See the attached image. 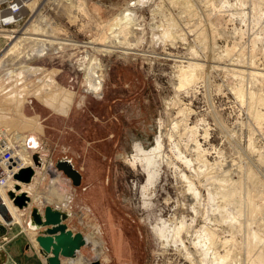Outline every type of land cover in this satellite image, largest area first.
Listing matches in <instances>:
<instances>
[{"label":"rangeland","instance_id":"rangeland-1","mask_svg":"<svg viewBox=\"0 0 264 264\" xmlns=\"http://www.w3.org/2000/svg\"><path fill=\"white\" fill-rule=\"evenodd\" d=\"M174 1L81 0V16L67 17L66 7L55 15L54 23L48 2L43 14L51 27L55 25L53 34L82 46L47 47L29 58L23 52L11 53L14 58L6 62L10 74L0 69V125L20 130L22 123L38 118L40 129L32 132L38 142L33 154L39 161L44 152L51 154L53 165L67 159L80 171L79 185L68 177L70 198L62 205L72 213L68 224L82 212V224H75L101 241L100 259L110 258L105 264H190L183 251L163 245L152 229L158 218L181 216L186 222L193 218L195 228L204 223L212 227L219 252L231 253L229 264L235 257L247 264L250 229L257 232L254 249L261 248L264 258V117L259 116L264 104L258 99L264 92V76L233 71L230 63L264 68V0ZM127 8L139 15L140 28L129 36L135 49L123 53L96 48L109 38L111 19ZM9 43L2 46L0 56ZM142 51L146 54H139ZM191 53L199 62L208 54L221 55L222 62L207 66L204 78L199 75L186 82L183 69ZM96 75L100 86L91 90L88 82ZM62 89L71 93L66 114L58 109L65 95ZM183 106L189 107L187 123L196 126L211 167L204 170L197 160L198 171H188L174 158V167H162L145 205L140 193L143 173L128 163L132 145L151 146L158 131L168 129ZM181 129L175 136L179 146L191 141ZM22 133L30 134L28 129ZM164 137L170 153L171 140ZM182 171L192 176L199 190L196 198L189 195ZM40 177L35 189L46 191L47 171ZM192 204L197 205L196 212ZM0 242L4 250L7 241ZM91 248L89 243L83 247L82 257L91 258ZM11 257L7 264L31 263Z\"/></svg>","mask_w":264,"mask_h":264},{"label":"bare ground","instance_id":"bare-ground-1","mask_svg":"<svg viewBox=\"0 0 264 264\" xmlns=\"http://www.w3.org/2000/svg\"><path fill=\"white\" fill-rule=\"evenodd\" d=\"M35 1L36 0H33L32 4L30 5L31 7L34 6ZM170 1L175 2L174 0H170ZM80 3L81 2H73V4H71L70 6H72L74 9L75 8L81 9ZM71 15L73 16V18H75L73 12H69L67 14L68 17H70ZM138 16L139 15L129 10L128 8L124 12L118 13V15L113 17V19H111V21L109 22L108 28L110 34H108L107 36L109 38L105 40L106 42L107 41L108 42L104 43L105 42L104 41L103 44H101L102 45L101 47L96 46V48L107 50L108 52L113 50H118L123 53H129L133 51L135 49V45L132 43L133 41L132 42L129 41L130 39L129 36L131 31H133V29L140 28L138 27L139 24L137 20ZM39 19L40 21L44 20V18H39ZM53 26L51 27V25L47 24L46 22L38 24L32 21L31 23H29L28 26L22 32V34H19L14 40L10 41L11 43H9V45L6 47L5 51L3 52V55L0 56V69L3 68L4 70L5 68L4 73L6 75L10 74L11 68H7L6 62L7 60L14 58V55L10 56L11 53H16V56H18L19 52H23L22 54L25 57L29 58L33 56V54L34 55L40 54V51H42L43 49L49 50L47 47L57 46L58 48H62L63 44H74L71 43L73 42L71 38L60 37L58 35L53 34L52 31L55 29ZM52 28L54 29L52 30ZM169 33L165 32L166 36H168ZM21 42L26 43L24 45L25 47L20 48ZM76 44H81V43H76ZM28 46L36 47L35 53L34 50L29 51ZM204 51L209 52L207 49H205ZM139 54H146V53L142 51L139 52ZM191 54L192 55H189L187 57L190 59H186V67L183 69L184 80L186 82H190V81L192 82L199 75L200 77L204 78L208 74L206 70L210 69V68L207 69V66H211V67L220 66V62H222L220 57L221 55L219 57H216L212 54H208L206 55L205 58H203L205 60L204 62H199L196 60L198 59V57H196L197 54L195 53H191ZM230 64L233 65L231 66L234 69L233 71H237L240 73L248 71V73H251L253 75L264 76L263 67H257L251 63H248L247 65L242 64L240 66V64L233 63V61ZM201 65L202 67H200ZM237 67H241V68L238 69ZM200 68H202V70ZM203 68L205 70H203ZM95 70L94 72H97ZM96 77L97 79L88 82L89 83L88 88H90L91 90L97 89L100 86V80L98 75H96ZM258 99L264 104V92L259 94ZM188 108L183 106L181 108V113H184V116L182 117V115H180L181 113L179 114L177 112V114L171 118L169 122V128L167 127L168 129H164V130L160 129L158 131L151 146L144 147L138 142H134L132 145L133 151L131 152V155L128 159V163L132 168H139L140 171L143 173L144 182L141 185L140 193L142 196L143 204L145 205L147 204L148 196H150L154 186L156 185L155 184L156 181L159 179L161 170H163L162 167L164 165L174 167L176 162V161L174 162V158L177 159V161L179 160L186 167L188 171H192V170L198 171L199 166H194V162L197 160L201 161L202 165L204 166V170H206L208 167H211V163H209L208 160L205 158L206 149L200 146L199 140L197 139L196 126L188 125L189 122L187 123V116L188 113H190V110ZM259 116L264 117V112L260 113ZM0 127H1L0 129L8 136L10 141L13 142L14 149L19 159L18 160L19 164L21 166H31L33 169L32 176L27 182H21L17 180L14 182L15 184H17V188H14L13 192L15 194L26 193L29 196H31L30 195L31 193L29 192L33 190V187L28 185L34 182L38 183L40 179H42V177L40 176L43 175L45 171H47V174L49 176V183L47 186V190L42 191L43 193L35 194L33 195V197L32 196L29 197L27 203L22 207H19L16 204H14L12 199H10L7 193H5L2 190L0 191V194L7 208L9 209L10 213L13 216V220L21 224L24 227V229L27 231V233L30 234L32 237H34L39 230L28 227V224H30V218H31L30 216L32 209L35 206H39L41 208L45 204H52V203L62 204L64 201L69 200L70 198L69 196L71 193L70 182L68 177L61 174V172L57 170L55 165H53L51 161L52 160L51 154L44 152L43 155L41 156V160L39 161V163L36 164L33 162L32 154L33 152L36 151L38 142L36 140V136L33 135L32 132L24 136L25 133H22L21 130H18L16 128H12L7 125H0ZM179 128H182L184 131H186L188 136H190V140H191L190 143L185 141L186 143L183 142L184 143L183 146L182 145L179 146L180 141L178 142V140H175V136L176 133L179 131L178 130ZM207 134H208L207 128H203V136H206ZM164 136L168 138L167 139L168 141L171 140V142L169 141L170 148L168 147L170 153H168L165 149V145L163 143ZM192 152L195 153V157L191 156ZM42 170L45 171L42 172ZM39 173L40 176L38 177ZM202 173L206 175L205 171H202ZM180 175L186 181L189 195L191 197L196 198L197 194L199 193V190L193 184L191 180L192 176L190 174H185V172L183 171L181 172ZM60 181L62 183H60ZM24 184L27 186H23ZM62 184L66 186L60 187ZM65 198L67 199L65 200ZM251 208L253 210L255 209L253 206H251ZM191 209L194 212H196L197 205L192 204ZM20 214L22 217H20ZM195 216L196 215H194V218ZM261 217L264 218V212L261 214ZM70 228L73 229L72 227ZM152 229L161 239L163 245H172L178 251H183L185 256L189 259L190 264H229L228 258L230 257L231 253L227 249L222 253L219 252L218 246L216 245V240L215 238H213L215 231L214 229H212V227L208 226V224L204 223L198 226V228H195L193 225V218L191 219L190 222H186L183 219V216L179 217V219L158 218V220L152 225ZM82 233L84 234L87 240V244L88 243L89 245L91 244L92 247L91 256L98 257L100 260V264H102L103 262L100 259V255H99L102 249L101 241L96 236L88 235L87 233L84 232ZM256 235L257 232L255 230L253 229L249 230V237L246 243V250H245V255L247 257L246 261L248 262L247 264H264L262 249L259 247H257V249H254L255 243H253V239L256 237ZM258 237L261 238V236ZM263 238L264 235H262V239ZM186 240H188L190 245L186 244L187 242ZM190 246H192L193 249H191ZM87 257L88 256L82 257L80 250L76 254V256L72 259L70 264H83L85 261L90 259V257L88 258ZM82 258L84 259L83 261ZM233 261H234L233 264H240V260L237 257H235ZM61 262L62 264L65 263L66 259L62 258Z\"/></svg>","mask_w":264,"mask_h":264},{"label":"water","instance_id":"water-1","mask_svg":"<svg viewBox=\"0 0 264 264\" xmlns=\"http://www.w3.org/2000/svg\"><path fill=\"white\" fill-rule=\"evenodd\" d=\"M34 163H39L38 155L33 154ZM58 170H61L65 176L71 179L73 185H79L81 181V173L67 159H59L55 162ZM33 173L31 166H22L13 175L14 179L21 182H27ZM17 188V184L14 185ZM13 203L19 207L24 206L29 200L26 193L15 194L13 190L8 193ZM68 210L62 207H56L51 204H45L43 207L35 206L31 212L29 228L38 229L39 231L33 237L39 255L42 257L44 264H62V258L66 259L63 264H70L76 254L87 245V240L80 230L71 229L66 219L68 218ZM0 217L5 223L13 222V216L7 208L2 196L0 195ZM30 249V244H25ZM6 260V253L0 249V264ZM83 264H100L98 257H91Z\"/></svg>","mask_w":264,"mask_h":264},{"label":"built area","instance_id":"built-area-1","mask_svg":"<svg viewBox=\"0 0 264 264\" xmlns=\"http://www.w3.org/2000/svg\"><path fill=\"white\" fill-rule=\"evenodd\" d=\"M32 2L33 0H0V50L2 49V46L14 40L19 34H22L24 31L22 25L30 19L32 14L33 17L30 20L31 22L34 21L38 24L46 22L47 24H50V20H47L43 14L46 10L45 5L48 2L51 3L48 16H51V21L53 23L56 19L55 15H59V13H61L66 7L69 8V12L74 13L75 18L82 15V12L80 11L81 9H74L70 6L73 2H81V0H36L34 6L31 7L30 5ZM38 5L39 7L37 8ZM39 18H44V20L40 21ZM72 41L73 42L71 43L74 44H63L62 48L68 47L78 49L79 46H82L81 42H77L74 39H72ZM25 44L26 43L21 42L20 48L25 47ZM33 49H35L34 46L28 47L29 51H32ZM18 160L13 142H11L8 136L0 129V191L2 190L5 193H8L10 190L14 189V182L16 180L13 175L22 167ZM11 223H5L0 217V225L2 224L3 226L9 227ZM8 240L9 238L6 233L0 236V241L3 242ZM0 249L3 250L1 242ZM3 264L7 263L4 262Z\"/></svg>","mask_w":264,"mask_h":264},{"label":"crops","instance_id":"crops-1","mask_svg":"<svg viewBox=\"0 0 264 264\" xmlns=\"http://www.w3.org/2000/svg\"><path fill=\"white\" fill-rule=\"evenodd\" d=\"M21 90H23V88ZM63 91H65V90H63ZM47 92H49V91H47ZM35 95L37 97L43 96V95H41L39 93H37ZM70 102H71V93L68 92V91H65V95L59 100V108L58 109L63 114H66L68 112V108H69ZM22 122L23 121H21V123ZM40 122L41 121L38 120V118H34V121L33 120L30 121V122L27 121V123L24 122V125H26V126H24L23 123H22V127H21L20 130L23 131L24 129H28L29 132H33L34 130L40 129V125H39ZM1 125H5V124H1ZM26 135H27V133L24 136H26ZM23 186H27V185L24 184ZM28 186H32L33 187V190L31 192H29V193L32 194V196L35 195V194L43 193V192L36 191L34 183H31ZM51 205L56 206V207H62L64 210H68L69 212H71V210H69L68 207H64L62 204L52 203ZM21 214H20V217H22ZM77 215H76V217H74V219L71 222H69V226L72 227L75 230L79 229V230L83 231L84 229L82 227H80L78 224H75L76 221H78L76 223H79V224L81 223L82 224V212L80 211L79 213H77ZM69 217H70V214H69L68 218ZM78 218H79V220H81L80 222H79ZM67 219H66V222L68 224ZM75 225H77V226H75ZM24 230L25 229L22 226H19V223L15 222V221H13L12 224L9 225V227L3 226L2 224L0 225V236L5 234V233L9 236L8 237L9 240L6 242L8 245L5 243L6 244V248L4 249V251L6 253V260L12 259L11 256L14 255L20 261H21V259L23 261V259L25 258L26 261H29V262L31 261L30 264H35L34 261L35 262L38 261V263L36 262V264H44L42 257L38 253L37 245H36L33 237L29 238V234L27 232H25ZM24 236H25V238L22 240V237H24ZM27 242H29V244H30V249H27L25 247V244ZM106 261H108V258L104 259L103 264H105Z\"/></svg>","mask_w":264,"mask_h":264},{"label":"flooded vegetation","instance_id":"flooded-vegetation-1","mask_svg":"<svg viewBox=\"0 0 264 264\" xmlns=\"http://www.w3.org/2000/svg\"><path fill=\"white\" fill-rule=\"evenodd\" d=\"M98 232L100 233V231L98 230ZM108 253V252H107ZM107 257V256H106ZM102 259V262H103V260H104V258H101ZM110 261V258H108V261H107V263Z\"/></svg>","mask_w":264,"mask_h":264}]
</instances>
